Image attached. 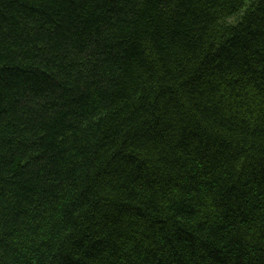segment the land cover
I'll list each match as a JSON object with an SVG mask.
<instances>
[{
    "label": "trees",
    "instance_id": "16d2710c",
    "mask_svg": "<svg viewBox=\"0 0 264 264\" xmlns=\"http://www.w3.org/2000/svg\"><path fill=\"white\" fill-rule=\"evenodd\" d=\"M0 264H264V0H0Z\"/></svg>",
    "mask_w": 264,
    "mask_h": 264
}]
</instances>
